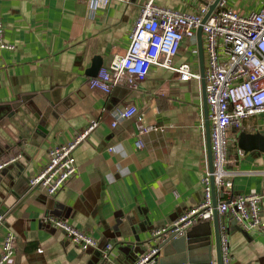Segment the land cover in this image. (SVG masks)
I'll return each instance as SVG.
<instances>
[{
  "label": "crops",
  "instance_id": "crops-1",
  "mask_svg": "<svg viewBox=\"0 0 264 264\" xmlns=\"http://www.w3.org/2000/svg\"><path fill=\"white\" fill-rule=\"evenodd\" d=\"M144 1H115L93 15L83 0H0L4 39L16 46L13 52L0 51V163L16 159L0 177V254L5 230L16 235V253L6 264H105L102 250L108 243L115 245V258L107 264H131L134 246L148 249L153 230L171 225L204 200L203 84L180 82L152 68L136 89L120 85L103 94L90 88L92 78L85 74L97 56L107 66L126 54ZM214 1L156 3L194 13ZM194 49L200 72L198 41L183 44L176 64L188 63ZM129 105L138 107L147 125L163 131L138 137L136 118L113 128V110ZM92 120L100 126L74 152L76 175L53 197L32 188L29 180L46 165L50 150L71 141ZM260 128L264 131L262 116L244 120L241 130L231 129L226 169L233 187L231 195L216 190V198L219 203L255 190L263 196L264 219V152L239 146L241 133ZM47 216L93 236L99 247L81 251L44 222ZM244 232L229 225L232 264H264V234Z\"/></svg>",
  "mask_w": 264,
  "mask_h": 264
},
{
  "label": "built area",
  "instance_id": "built-area-1",
  "mask_svg": "<svg viewBox=\"0 0 264 264\" xmlns=\"http://www.w3.org/2000/svg\"><path fill=\"white\" fill-rule=\"evenodd\" d=\"M95 15L109 8L112 2L130 0H83ZM209 12L208 4H201L197 12L184 13L160 6L156 0H145L130 34V44L123 57L115 58L103 66L97 77L90 80V88L103 94H111L120 85L137 88L136 82L144 80L152 68H161L171 73L180 82L196 81L202 77L195 67L187 62L176 64L183 44L190 40L198 41V31L202 29L205 52V82L207 105L209 108L211 151L213 171L209 168L205 146V167L202 177L204 200L196 207L182 213L171 225L156 228L150 237L151 246L139 255L132 264H157L160 257L158 244L161 239L172 234L182 235L192 226L210 221L214 216L213 182L216 190H226L231 195L233 182L226 165L228 158L229 134L231 129H243V121L262 116L264 118V4L257 11L238 13L221 0L213 13L204 22ZM16 50L14 44L4 39V25L0 21V51ZM198 55V49L192 51ZM200 128L204 138L206 120L201 106ZM112 127L136 118L139 122L138 137L162 127L147 125L136 105L117 107L112 112ZM100 126L92 120L74 138L56 145L50 150L46 165L29 180L32 188H40L49 196H55L77 173V160L74 155L78 146ZM138 149L143 142L136 141ZM110 148L109 151H112ZM16 159L0 163V172L14 163ZM263 196L257 191L237 197H229L218 203L217 210L228 216L245 232L264 234L262 218ZM44 222L65 233L70 242L86 252L99 247V242L91 235L76 228L67 221L47 216ZM4 216L0 214V226ZM115 245L108 243L102 250L103 263L115 258ZM42 250H40L41 252ZM221 251L223 264H232L230 250L229 224L227 220L221 227ZM16 253V235L11 228L4 233L0 264H6Z\"/></svg>",
  "mask_w": 264,
  "mask_h": 264
},
{
  "label": "water",
  "instance_id": "water-1",
  "mask_svg": "<svg viewBox=\"0 0 264 264\" xmlns=\"http://www.w3.org/2000/svg\"><path fill=\"white\" fill-rule=\"evenodd\" d=\"M221 0H215L212 5L209 6V12L205 17L204 22L208 19L211 13L214 12L218 3ZM198 45H199V58H200V74L203 84V98L205 103V120H206V134L208 139V162L209 168L213 171V157L211 151V137H210V122L207 105L206 95V82H205V58L203 48V35L202 29L198 31ZM103 67V59L99 56L95 57L92 61V65L85 72L87 77H97L100 69ZM239 146L244 151H252L254 149L264 152V131L262 128L255 134L241 133L239 135ZM10 166H7L0 172V177H3L5 172L10 171ZM20 173L24 169L21 165H14ZM213 207L215 209L213 221H206L199 223L192 227L188 232L182 235L172 234L167 236L158 244L160 252L163 255L159 257L157 264H223L222 251H221V227L224 222H221L219 213L217 210L218 201L216 198V189L213 182ZM229 225L233 228L237 227L236 221L229 222ZM240 228V227H239ZM244 232L242 228H240ZM246 233V232H244ZM139 246V245H137ZM137 246H134L132 250L135 255V260L139 255L143 254L146 250H140ZM215 246L216 257L212 255V247ZM134 260V261H135ZM133 261V262H134ZM132 262V263H133ZM131 263V264H132ZM98 264V262L96 263Z\"/></svg>",
  "mask_w": 264,
  "mask_h": 264
},
{
  "label": "rangeland",
  "instance_id": "rangeland-1",
  "mask_svg": "<svg viewBox=\"0 0 264 264\" xmlns=\"http://www.w3.org/2000/svg\"><path fill=\"white\" fill-rule=\"evenodd\" d=\"M263 1L264 0H227L228 5L241 14L246 13L247 11H254L260 9V7L264 4ZM191 56L192 57L188 60V63L193 65L195 68H198V55L191 54Z\"/></svg>",
  "mask_w": 264,
  "mask_h": 264
}]
</instances>
